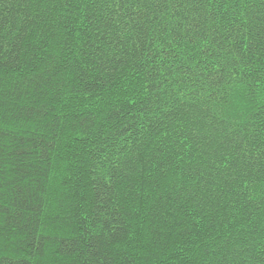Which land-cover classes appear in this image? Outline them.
Returning a JSON list of instances; mask_svg holds the SVG:
<instances>
[{"label": "trees", "instance_id": "obj_1", "mask_svg": "<svg viewBox=\"0 0 264 264\" xmlns=\"http://www.w3.org/2000/svg\"><path fill=\"white\" fill-rule=\"evenodd\" d=\"M0 264H264V0H0Z\"/></svg>", "mask_w": 264, "mask_h": 264}]
</instances>
